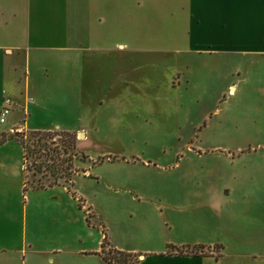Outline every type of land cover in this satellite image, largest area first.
Here are the masks:
<instances>
[{"label": "crops", "instance_id": "obj_1", "mask_svg": "<svg viewBox=\"0 0 264 264\" xmlns=\"http://www.w3.org/2000/svg\"><path fill=\"white\" fill-rule=\"evenodd\" d=\"M147 1L0 0V112L13 103L0 127V264H108L101 249H66L57 247L66 235L39 236L52 204L81 196L63 185L29 188L13 134H74L65 120H82L94 88L121 95L120 17L131 23ZM181 1L191 14L190 47L204 61L201 75L228 131L199 160L192 236H172L140 253V262L264 264V0Z\"/></svg>", "mask_w": 264, "mask_h": 264}, {"label": "rangeland", "instance_id": "obj_2", "mask_svg": "<svg viewBox=\"0 0 264 264\" xmlns=\"http://www.w3.org/2000/svg\"><path fill=\"white\" fill-rule=\"evenodd\" d=\"M146 3L131 23L127 15L120 17L115 41L125 64L121 95L94 88L82 120H65L73 137L51 131L39 145L46 146V155L35 163L29 154V188L58 183L81 196V202L52 204V219L39 226L40 237L66 235L57 247L107 253L115 248L139 256L172 236H192L199 160L228 130L216 117L220 102L211 83L201 75L204 61L190 47L189 9H181V0ZM31 134L13 136L33 151L39 139ZM87 170L91 176L76 179Z\"/></svg>", "mask_w": 264, "mask_h": 264}, {"label": "trees", "instance_id": "obj_3", "mask_svg": "<svg viewBox=\"0 0 264 264\" xmlns=\"http://www.w3.org/2000/svg\"><path fill=\"white\" fill-rule=\"evenodd\" d=\"M46 133H50V132H39V131H36V132H32V134H31V136H33L35 139H39V142H37L38 143V146L35 144L36 143V141H35V143L33 144V146L35 147V149L33 150V151H31L30 150V147L28 146V144H26V141L24 140V139H21L20 138V136H17V137H15L19 142H20V144H22L23 145V147H24V150H25V160H26V163H27V161H28V157H30V155L31 156H36L37 158H36V160H35V163H37V160L39 159V158H42V157H44L46 154H44V152H46L47 153V150H45V147L46 146H43V145H41V146H39L40 144H41V141L44 139V138H46V136H47V134ZM67 135L69 134V136L71 137H73V134H71V133H66ZM30 154V155H29ZM36 168L37 169H39L40 168V166H37L36 165ZM65 173V172H64ZM63 175V174H62ZM69 177V176H68ZM66 178V179H68L69 180V178ZM71 182H72V180H71ZM56 184H50V185H48V186H45V185H39V186H37V187H34L35 189H45V188H48V187H53V186H55ZM57 185H58V183H57ZM106 243H104V246H103V249L105 250L106 249ZM103 253H105V255H104V259L106 260V262L108 263V264H115V262H118L119 264H129L130 263V261L132 260V259H136V260H138V264H141V262H140V257L139 256H136V255H134V254H130V253H125V252H123V251H119V250H117V249H115V248H112L110 251H109V253H107V252H105V251H103Z\"/></svg>", "mask_w": 264, "mask_h": 264}, {"label": "built area", "instance_id": "obj_4", "mask_svg": "<svg viewBox=\"0 0 264 264\" xmlns=\"http://www.w3.org/2000/svg\"><path fill=\"white\" fill-rule=\"evenodd\" d=\"M12 101L11 100H7L6 104L4 106V108L2 109V111L0 112V127L5 125L8 121V118L11 114V107H12ZM17 133H23L22 130L17 131Z\"/></svg>", "mask_w": 264, "mask_h": 264}]
</instances>
